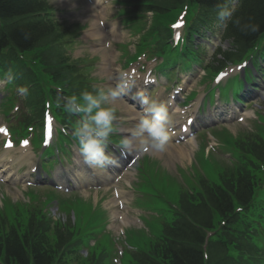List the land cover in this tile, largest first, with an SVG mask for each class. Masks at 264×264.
Masks as SVG:
<instances>
[{
  "label": "trees",
  "instance_id": "trees-1",
  "mask_svg": "<svg viewBox=\"0 0 264 264\" xmlns=\"http://www.w3.org/2000/svg\"><path fill=\"white\" fill-rule=\"evenodd\" d=\"M135 7L145 4L153 12L163 13L182 0H127ZM207 5V13L202 16L204 24L213 16L211 8L223 6L225 0H194ZM41 0H0V39H8L17 48L28 50L41 46L45 51L42 59L48 64H64L65 60L58 52L54 42L59 34L56 26L43 14ZM129 11V10H128ZM235 17L241 22L251 21L259 27L255 32H242L238 25L228 23L224 39L230 50L218 52L213 65L219 68L225 61H231L245 55L264 33V0H241ZM234 17V18H235ZM233 48V50H232ZM214 62V63H215ZM213 63V64H214ZM55 77L61 79L66 70L53 65ZM69 71V70H68ZM70 73V71H69ZM39 116V115H38ZM40 117V116H39ZM251 143L243 150L264 160V142ZM202 196L180 195L181 208L185 210L195 225L177 215L166 224L161 236L149 243L146 251L135 250L131 253L130 264H256L258 250L251 242L248 223L244 221L250 207L255 186L254 177L244 167L236 173L222 175L221 185L209 184L201 180ZM244 206L242 212L233 213L234 204ZM220 215L227 224L222 227L217 238L206 237L199 229L212 228L213 214ZM196 226V227H195ZM198 226V227H197ZM237 236V238H234ZM70 224H52L49 218L39 213L27 215L20 224L0 219V264H69L67 256L76 254L78 241ZM207 241V243H206ZM205 248H203V246ZM75 251V253H74ZM233 251V254H230ZM104 251L97 255L91 253L80 264H104Z\"/></svg>",
  "mask_w": 264,
  "mask_h": 264
},
{
  "label": "rangeland",
  "instance_id": "rangeland-1",
  "mask_svg": "<svg viewBox=\"0 0 264 264\" xmlns=\"http://www.w3.org/2000/svg\"><path fill=\"white\" fill-rule=\"evenodd\" d=\"M122 2V0L120 1ZM119 2V4H120ZM48 3L56 10H61L63 11V14L65 15V18L68 19L67 20V25H69L71 28H75L78 27V34L80 35V38L76 39V41H74L72 47L70 48V52L69 55L71 56L72 59H75L76 56H78L77 53H80L78 57L81 56H85V57H90V56H94V58L96 60H99V58L101 59L102 57H104L105 55L103 53H93V52H88L85 51L81 48V45H86V44H82L80 43V40L83 38L85 39L86 36H84V34L86 33V31H88L89 27L91 24H95L93 17L91 16H86L85 13H71L69 12L70 10H76L78 8L80 9H84L85 6L84 4H82V2L78 1V0H48ZM118 4V6H119ZM119 10V8H117L114 4L111 5L108 9L106 8L105 11H101V13L106 14V15H110V14H115L117 15V11ZM75 15V16H74ZM83 16V17H81ZM157 17L156 16H152L150 17L148 20H146V28H150L154 23L157 22ZM163 20V23L165 22L164 20L169 19V16H162L161 18ZM71 21H77L78 23H73ZM145 22V20H143ZM160 23V21H159ZM75 30V29H74ZM134 30L136 33L142 34L145 33V28L140 27V24H134ZM75 32V31H74ZM140 37V36H139ZM91 40H93L94 42H97L96 39L91 38ZM138 37H133V39L129 42V44H131V46L129 47V52L130 54L133 53V51L135 50V48L132 46L134 45L136 47V44L138 42ZM91 46H95V44L91 45ZM223 48L225 49L226 46L223 44ZM96 50V49H95ZM93 50V51H95ZM85 61H87L88 59H84ZM94 60V59H92ZM93 62V61H91ZM96 67V64L94 65ZM232 69V68H229ZM228 78L233 76V73H229L228 74ZM91 76L92 72H91ZM252 99H247L246 102L249 103ZM247 108L246 110H248V108H252V106H248V107H243V109ZM116 110L119 109V107L115 108ZM122 120L121 119H117L116 123H117V127H119L120 125H122ZM125 125V123H124ZM228 130H220L218 132V134L223 138V140L225 141V143L232 148L233 143L235 140L240 139L243 132V130L240 129L239 127H235V126H229L227 128ZM35 132L37 134V136H39L40 131L38 129H35ZM255 133L257 134V132L255 131ZM261 133V132H259ZM208 132H205L204 135L202 136L201 134L199 135L198 139H197V144L199 146L198 151H196L195 155H194V160L197 162L196 165L191 166L188 168L187 172H184V174H182L181 172H178L179 176H174L172 175L171 169L172 166L173 168H179V169H184L183 165H180V163L177 162V160L175 159V157H170L171 160L169 161H165L164 158H162L161 160V165H163V167L158 166V164L154 161H151L149 158H145L141 161L139 167L137 168V183L138 185L136 186V191L140 192V193H144L145 196L144 197H136L132 203L131 206L135 207L137 209H140L142 211H148L151 212L152 215H145V214H141L140 215V220L141 222L145 225L144 227L150 229L151 231H153V229L155 228V226H158V233L160 231V225H158L159 223V216L157 214H160L165 208V203L162 200V198H164L165 200H167L168 198L171 199V201H174V195L175 193H172V187H174L175 189L178 187V184L176 182L177 179H179V177L182 178V184L184 185L183 187H181V189H188L187 186L188 184L192 187L193 185L191 184L192 180H197L198 179V174L196 172V168L197 165H201L203 167H207L209 165V160L204 162L203 161V140H206ZM33 135V134H32ZM59 135V134H58ZM264 136V134H263ZM57 137V136H56ZM229 143V144H228ZM32 144V142H31ZM2 153V149L0 148V154ZM178 161H180L178 159ZM229 160H223V162H220L217 167L219 168V170L223 167H227V166H231V162H228ZM189 164V162H188ZM205 173L208 175V177L212 180V181H217V170L214 167L210 166V170L207 169L205 170ZM264 175V174H262ZM189 177V178H187ZM192 178V179H191ZM168 183H173L168 185ZM14 184H6L3 186V188H0V192L2 191L4 193V199L3 200V204L1 205V201H0V214L5 215L6 218L9 220V222H12L14 224H20L22 222H24L26 220L27 217V213H28V209L30 208H39L41 210L42 213H44L45 215H51V210L56 207V204L54 202H58V212L59 210L62 211V213L60 212L61 215H65V218H68L67 215H70V219L74 220L76 215L78 213H81L83 215H85V222L88 221L94 205H93V200L91 199L90 190H87L86 192L82 191L80 193V195L86 196H72L71 195H63V194H58L56 192H51V197L52 200L49 199L50 196H48V199L46 201H43L39 198L38 202L31 204L28 202L27 198H20L19 196L16 195V192L19 191L20 189L23 188V186H20L18 190L14 189ZM173 188V189H174ZM174 189V190H175ZM159 193L162 195V198L160 197ZM171 194V195H170ZM170 195V197H169ZM100 197V196H99ZM105 198V199H104ZM95 199V198H93ZM110 199V194H105V196L103 197V201L101 202V206L100 210L102 212V214L100 215V217H102L103 213V217H106V223L105 225L114 227L116 226L113 218H112V214H111V208L109 206V204L107 203V201ZM33 201H35V199H33ZM26 203V205H24L23 203ZM103 207H105V209L108 210V212H104L103 210H105ZM90 208V209H89ZM67 214V215H66ZM75 215V216H74ZM55 219V218H53ZM130 222V221H129ZM132 223V222H130ZM131 226H136L134 223L130 224ZM103 231L106 232V226H95V228L92 231V235L95 236L98 233H103ZM104 236H106V234H104ZM127 237H128V243L132 246L137 245V244H145L146 243V239L148 237V235L142 230V229H135V228H130L127 230ZM122 240L116 241V242H121ZM93 239L91 241H88V244L91 245L93 244ZM103 243L105 245H110L111 242L108 240H102L98 243ZM259 244L263 245V241L260 238L258 241ZM86 244H83V248H85ZM101 249L99 247V245L96 246V249L94 250L95 252L97 250ZM87 250V249H86ZM105 250V249H102ZM88 251V250H87ZM91 251V252H94ZM82 252V249L81 251ZM90 252V253H91ZM114 252V250H113ZM84 253V252H82ZM116 254V252H115ZM89 255V254H88ZM111 260L114 262V258L116 257V255L110 254L109 255ZM84 259V256H82V258L80 257L79 262H82V260ZM129 256H128V252L125 249V255L122 259V264H126V262L128 261Z\"/></svg>",
  "mask_w": 264,
  "mask_h": 264
},
{
  "label": "clouds",
  "instance_id": "clouds-1",
  "mask_svg": "<svg viewBox=\"0 0 264 264\" xmlns=\"http://www.w3.org/2000/svg\"><path fill=\"white\" fill-rule=\"evenodd\" d=\"M236 12L235 4L220 7L217 11L220 25L226 27L228 23H233L238 25L242 32L257 31L259 27L257 24L251 21L242 23L241 18L235 17ZM127 88L128 82L122 75L121 82L107 89L100 87L92 91L84 90L78 96L67 97L63 102L59 98L56 100L58 106L62 103L64 111L80 117L72 136L78 144L84 164L93 171H105L110 166H119V160L106 151L110 142L109 137L118 130L114 124L116 109L114 106L105 105L109 98L116 99L124 95ZM18 92L26 96L28 88L20 87ZM137 97L140 99L144 116L136 128L116 145L121 157L125 158L139 150L135 138H140V146L147 145L155 152H164L170 139V130L174 125L165 102L158 98H150L143 90L137 92Z\"/></svg>",
  "mask_w": 264,
  "mask_h": 264
},
{
  "label": "bare ground",
  "instance_id": "bare-ground-1",
  "mask_svg": "<svg viewBox=\"0 0 264 264\" xmlns=\"http://www.w3.org/2000/svg\"><path fill=\"white\" fill-rule=\"evenodd\" d=\"M208 7H207V5L205 4V3H202L201 5H200V13H201V16H204L206 13H207V11H208V9H207ZM168 11H170V9L169 10H167V12ZM209 12V11H208ZM73 22V21H72ZM95 27V24H91L90 25V28H94ZM89 30V29H88ZM116 31H117V29H112V32H114V33H116ZM87 34H89V33H85L84 34V36H86ZM91 34H95V33H91ZM86 37H89L90 38V36H86ZM192 51L194 52V48H192ZM190 58V55H188V53H187V55L185 56V58H184V60H183V62H186L187 60H190V61H193V59H189ZM7 59H2V61L3 62H5ZM117 70V69H116ZM108 73V72H107ZM108 75V74H107ZM170 101V100H169ZM111 102H112V104L113 105H116V106H118L119 108H122V107H124V104H122V103H120L117 99H111ZM127 109H128V107H127ZM180 111L179 110H177V109H175L173 112H172V118H173V120H178V119H180V113H179ZM184 121H185V119H183V121H181V123L179 124V126L181 125V124H183L184 123ZM134 129L136 128L135 126L133 127ZM133 129H131V130H125L126 132H131ZM177 134H179V132L178 131H174V132H172V131H170V137H172V136H175V135H177ZM194 141H192V140H190L188 143H185L184 145H182L181 147H179L178 149L175 147V145H172V147L170 148V151H169V157H173V154L175 153V155H178V157H179V159L180 160H182L183 162H185V161H189L190 160V156H191V154H192V151H193V149H192V145H194V143H193ZM138 145H140V142H138ZM147 145H144L143 147H146ZM21 156L20 157H18L17 158V161H19V163H22L23 161H24V159H25V157H29V152H28V148L26 147V148H24L23 150H21ZM147 152H149V153H151V154H155V153H157L158 155H159V157L160 156H162V155H160V152H155L154 150H152L150 147L148 148V151ZM134 153V152H133ZM166 159H168V157H165ZM168 161V160H167ZM0 162L2 163V164H4V170H6V173H7V175L9 174V167L7 166V161L5 162L3 159H0ZM8 170V171H7ZM11 175V173L7 176V177H9ZM11 177V176H10ZM112 205H113V202L111 201L110 202Z\"/></svg>",
  "mask_w": 264,
  "mask_h": 264
},
{
  "label": "snow or ice",
  "instance_id": "snow-or-ice-1",
  "mask_svg": "<svg viewBox=\"0 0 264 264\" xmlns=\"http://www.w3.org/2000/svg\"><path fill=\"white\" fill-rule=\"evenodd\" d=\"M175 27H179V25H175ZM6 131H7L6 129L0 128V132H6ZM23 143L26 145L28 142L27 141H24ZM5 146L6 147H11L12 146L11 141H8Z\"/></svg>",
  "mask_w": 264,
  "mask_h": 264
}]
</instances>
